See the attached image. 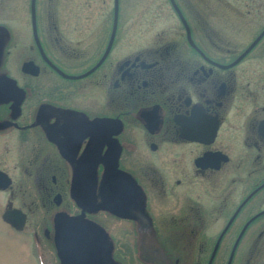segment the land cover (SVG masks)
I'll return each instance as SVG.
<instances>
[{"label":"flooded vegetation","instance_id":"af4514ba","mask_svg":"<svg viewBox=\"0 0 264 264\" xmlns=\"http://www.w3.org/2000/svg\"><path fill=\"white\" fill-rule=\"evenodd\" d=\"M21 1L0 0L6 235L38 264H261L264 0H167L136 35L120 0ZM227 11L253 17L235 43Z\"/></svg>","mask_w":264,"mask_h":264},{"label":"rangeland","instance_id":"374dc122","mask_svg":"<svg viewBox=\"0 0 264 264\" xmlns=\"http://www.w3.org/2000/svg\"><path fill=\"white\" fill-rule=\"evenodd\" d=\"M21 2L23 7H26L28 6L29 0H22ZM47 3L52 12L60 9L61 0H47ZM120 3L124 10L121 17L122 22L130 23L132 32H134L135 35L138 31L142 30V28H145L146 25H150L151 23H162L161 20H157L158 18L168 19L170 17L166 10L169 8L167 0H120ZM219 3L220 2L217 0H202V4H205L206 7L207 4H209L211 7L216 5V7L222 8L223 6ZM98 4L99 8L111 7L110 0L105 2L99 0ZM162 7L163 10L165 9L166 13H162L163 10H160ZM153 10H159V12L154 13ZM151 12L153 13L152 15ZM161 13L164 15L162 16ZM253 22V17L251 15L238 16L231 11H227L225 16L221 14L212 16V24L226 26L229 31L228 38L232 43H235L236 40V32L233 31L235 26L240 23L252 24ZM132 38L136 39V36H132ZM25 239L26 238H22L19 235H6L5 227L0 224V264H38L31 243ZM263 259L264 258L260 260L261 264ZM47 264H54V262L51 259Z\"/></svg>","mask_w":264,"mask_h":264},{"label":"water","instance_id":"95a60500","mask_svg":"<svg viewBox=\"0 0 264 264\" xmlns=\"http://www.w3.org/2000/svg\"><path fill=\"white\" fill-rule=\"evenodd\" d=\"M31 7H32V10H33L34 0H31ZM115 22H116V17H115V20H114V24H115ZM113 33H114V29H113ZM113 33H112L110 42L112 41ZM109 45H110V43H109ZM68 225H70V223H64L63 222V224H61L60 226H61L62 230H65V227L68 226ZM61 262H62V264H70V262L64 260V258H61Z\"/></svg>","mask_w":264,"mask_h":264}]
</instances>
